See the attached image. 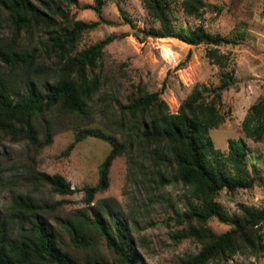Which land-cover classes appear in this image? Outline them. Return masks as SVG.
<instances>
[{"label": "rangeland", "instance_id": "1", "mask_svg": "<svg viewBox=\"0 0 264 264\" xmlns=\"http://www.w3.org/2000/svg\"><path fill=\"white\" fill-rule=\"evenodd\" d=\"M33 2L51 15L54 25L68 23L53 9L56 5H60L71 19L98 21L81 32L77 49L109 34L116 36L104 46L99 58L96 71L100 85L83 118L52 108L47 113L52 133L47 143L43 135L45 126L38 119L40 147L26 138H12L0 130V218L6 223L12 222L16 229L18 222L9 211V204L13 198L28 196L42 209L60 246L76 260L83 264H115L114 253L95 229L87 230L88 239L93 241L91 246L84 247L74 244L65 226L67 219L79 215L88 217L90 206L107 203L127 223L131 241L147 264H181L183 256L199 249V243L193 238H173L174 230L183 225L175 219V210L184 208L188 195L184 185L180 181L159 179L157 169L150 161L139 160L141 153L131 147L113 158L108 186L96 191L93 200L87 202L83 186L97 182L98 166L111 145L84 130L100 128L124 142L118 129L116 100L126 101L128 93L138 83L148 91H159L170 112L177 110L195 83L216 84L220 68L206 55L209 45L190 44L175 36H145L139 40L133 31L159 26V22L146 12L143 0H104L100 13L92 7L93 0H52L49 6L43 5L42 0ZM204 2L206 5L199 15L186 13L182 0H169L166 6L176 30L202 26L223 36L242 34V39L235 44L218 45L229 55L235 84L222 92L219 111L224 116L223 121L209 129L214 146L224 153L229 137L243 136L249 146V159L257 160L256 180L251 186L233 191L222 188L218 192L217 200L234 213L240 204L256 207L264 204V139L255 141L241 130L249 105L264 91V0ZM213 4L220 5L221 9L217 10L211 6ZM0 11V39L11 40L15 30L7 13ZM45 37L42 27H36L31 32L20 30L15 39L18 48L25 52L35 48L41 54L45 72L36 78L39 84L48 77L53 80L55 73V57L45 52ZM4 70L7 72L0 61V71ZM12 77L14 87L19 85L20 90L25 91L24 81H19V76ZM40 172L63 176L73 191L62 194L54 190L49 181L37 179ZM164 173L167 177V171ZM207 225L216 233L231 227L216 216H211ZM262 237L264 243V221ZM212 264H264V248L259 253L238 251Z\"/></svg>", "mask_w": 264, "mask_h": 264}, {"label": "trees", "instance_id": "2", "mask_svg": "<svg viewBox=\"0 0 264 264\" xmlns=\"http://www.w3.org/2000/svg\"><path fill=\"white\" fill-rule=\"evenodd\" d=\"M49 1L52 0H42V4L49 6ZM103 1L93 0L92 7L97 13ZM143 1L146 12L159 22V26L137 29L133 34L139 40L145 36H175L190 44L206 43L209 45L207 57L220 68L218 82L195 83L174 112L169 111L159 91H148L140 83L130 90L126 101L116 100L118 129L124 142L100 128L84 130L111 145L98 166L97 182L83 186L85 199L91 202L96 191L108 186L113 158L127 148L136 147L141 153L139 160L150 161L159 179L180 181L188 191L183 210H175V219L183 225L174 230L173 238H193L199 243V249L183 256L181 264H212L238 251L259 253L264 248V204L261 207L240 204L238 211L231 213L216 198L222 188L233 191L251 186L256 180L257 160L249 159V146L243 136L229 137L224 153L214 146L209 135V129L224 118L219 111L222 92L235 84L229 55L218 45L235 44L242 39V34L223 36L202 26L176 30L166 6L169 0ZM181 5L186 13L199 15L206 3L204 0H182ZM211 6L221 9L220 5ZM53 9L68 23L54 25L51 15L33 0H0V10L7 13L15 30L11 40L0 39V61L7 69V72L0 71V130L12 138H26L39 147L38 119L45 126L43 135L47 143L52 135L47 113L52 108L81 118L86 115L89 101L100 85L96 71L99 58L104 46L116 36L109 34L77 49L81 32L98 21L71 19L60 5ZM36 27L46 32L45 52L55 57L53 80L48 77L40 84L36 78L45 72L41 54L35 48L25 52L15 43L20 30L31 32ZM13 75L24 81L25 91H21L19 85L14 87L10 80ZM241 130L255 141L264 139V91L249 105ZM164 170L167 177H164ZM37 179L49 181L52 188L62 194L73 191L70 183L57 173L40 172ZM8 209L18 226L13 229L12 222L6 223L0 218V264H83L60 246L51 224L32 198H13ZM118 215L107 203L90 206L88 217L79 215L67 219L65 226L74 244L84 247L91 246L93 241L88 239L87 230L95 229L114 253L115 264H147L131 241L127 223ZM211 216L230 223L231 227L214 232L207 225Z\"/></svg>", "mask_w": 264, "mask_h": 264}]
</instances>
